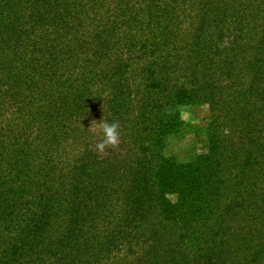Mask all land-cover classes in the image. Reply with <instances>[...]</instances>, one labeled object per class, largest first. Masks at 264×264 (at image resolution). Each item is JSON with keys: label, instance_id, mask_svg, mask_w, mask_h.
<instances>
[{"label": "trees", "instance_id": "16d2710c", "mask_svg": "<svg viewBox=\"0 0 264 264\" xmlns=\"http://www.w3.org/2000/svg\"><path fill=\"white\" fill-rule=\"evenodd\" d=\"M0 264H264V0H0Z\"/></svg>", "mask_w": 264, "mask_h": 264}, {"label": "rangeland", "instance_id": "374dc122", "mask_svg": "<svg viewBox=\"0 0 264 264\" xmlns=\"http://www.w3.org/2000/svg\"><path fill=\"white\" fill-rule=\"evenodd\" d=\"M188 14L191 16H194V13L192 10H187ZM102 66L103 63H102ZM28 94V93H27ZM180 110V116L181 119L184 122V127L180 132L176 135H173L169 138L168 141V148H167V155L174 158L180 163L188 162L194 159L197 155L202 154L207 151L208 149V136H207V129L208 125L210 123V111H209V105L206 102H201L197 105H185ZM234 120V119H232ZM230 121L227 123L226 132L229 131L232 126H234V121ZM93 131H88L87 137L89 139L88 142H94L92 143V148L100 143V140L102 137L98 135L97 132H100V126L97 124V120H91L90 126ZM82 138H78V140H75V149L76 152L74 156L78 155V153L82 152L83 150V143L81 142ZM100 138V139H99ZM99 139V140H98ZM98 140V141H97ZM86 141V142H87ZM71 143V142H70ZM69 143V144H70ZM239 147L236 146V149ZM79 153V155H80ZM78 155V156H79ZM72 158L71 160H73ZM173 198V197H171ZM147 251V250H146ZM145 248L138 247L136 252L133 253V258H141V253L146 252Z\"/></svg>", "mask_w": 264, "mask_h": 264}, {"label": "clouds", "instance_id": "9594fccd", "mask_svg": "<svg viewBox=\"0 0 264 264\" xmlns=\"http://www.w3.org/2000/svg\"><path fill=\"white\" fill-rule=\"evenodd\" d=\"M102 131V141L97 144V148L103 151L107 145H115L119 139L118 128L119 125L116 122H104L100 124Z\"/></svg>", "mask_w": 264, "mask_h": 264}]
</instances>
